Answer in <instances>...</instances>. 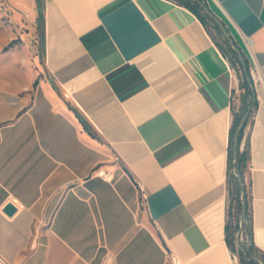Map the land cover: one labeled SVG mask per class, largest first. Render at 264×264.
<instances>
[{
  "label": "crops",
  "instance_id": "crops-1",
  "mask_svg": "<svg viewBox=\"0 0 264 264\" xmlns=\"http://www.w3.org/2000/svg\"><path fill=\"white\" fill-rule=\"evenodd\" d=\"M6 2L41 25L42 61L8 51L0 30V264H238L226 243L236 77L207 27L173 0H41L42 21L37 0ZM204 3L253 70L241 151L249 138L264 256V0Z\"/></svg>",
  "mask_w": 264,
  "mask_h": 264
},
{
  "label": "rangeland",
  "instance_id": "rangeland-1",
  "mask_svg": "<svg viewBox=\"0 0 264 264\" xmlns=\"http://www.w3.org/2000/svg\"><path fill=\"white\" fill-rule=\"evenodd\" d=\"M26 1L28 2L29 0ZM197 10L205 20L207 30L209 31L211 37L218 45L223 55L227 58V60L231 65V68L235 73L236 84H235V93H234L235 101L233 107V114H234V118H236V116L239 118L241 117L242 118L241 121H242L243 118H245V116L248 113H250L251 115L258 108V101L257 98H255L256 95L255 83L252 77L253 70L252 68H250L249 75L251 77V82L253 84L254 90L247 82L244 74V68L241 69L240 66L238 65L236 57L231 51L232 48L229 45L226 38L224 37L221 28L212 19H210L203 12L201 8L199 9L197 8ZM15 16H16L15 9L10 8L7 5L6 0H0V30L2 34H4L5 37L8 39L6 49L8 51L18 49L19 56H21V58L24 59L28 57V65L34 68L36 57H39L40 60L42 61L41 25L39 24V22L37 24L33 23L32 25L31 19L27 14L22 15L23 16L22 21H17V22L14 19ZM5 32L7 33V35ZM244 78L248 84L249 91L243 87ZM246 182H247V178H246ZM247 187H248V183H247ZM237 238L238 241L235 244L236 248L233 254L237 259V263L241 264L240 256L242 254V250L240 246L244 247L247 245L246 231L243 229V227L241 228L240 232L237 234Z\"/></svg>",
  "mask_w": 264,
  "mask_h": 264
},
{
  "label": "trees",
  "instance_id": "trees-1",
  "mask_svg": "<svg viewBox=\"0 0 264 264\" xmlns=\"http://www.w3.org/2000/svg\"><path fill=\"white\" fill-rule=\"evenodd\" d=\"M178 5L187 8L191 12H193L199 20L202 22V24L206 27V22L201 16V14L198 12L197 8L200 7L192 2L191 0H173ZM204 2V0H201ZM38 7H39V21H42L44 19L43 11H42V4L41 0H37ZM217 45V44H216ZM218 46V45H217ZM219 48V47H218ZM232 53L236 57V60L238 62V65L240 68H243V64L240 61L238 55L236 52H234L231 49ZM242 52V51H241ZM242 55L245 60V65L247 68V71L250 74V65L249 60L245 56V54L242 52ZM244 88H246L249 91L248 84L244 78ZM77 117L79 118L80 122L82 123L85 131L89 133V135L93 138H97L96 134L93 132L91 126L89 123L79 114L77 113ZM241 117L234 118L233 125L230 132V142H229V196H230V210H229V218L226 225V243L231 250V252L234 253L235 251V244L238 241L237 234L240 232L241 228L246 231V239H247V245L246 246H240L242 250V254L240 256L241 264H259L251 259L250 255L248 254V249L251 247L252 253L258 257H260L264 261V256L259 253L258 249L254 246L252 238H253V213L251 209L250 204V196H249V187H247V174L249 169V163H250V139H247L246 147L244 151H241V145L244 139L245 135V129L247 127V123L242 131V133L239 136V150L237 153L236 158H234V143H235V135L236 130L241 122ZM234 160L237 162L238 170L241 174L242 180H243V187L245 191V197H243L242 194V188L239 183V180L234 172ZM246 202V210H245V219L242 217V205L243 202Z\"/></svg>",
  "mask_w": 264,
  "mask_h": 264
},
{
  "label": "water",
  "instance_id": "water-1",
  "mask_svg": "<svg viewBox=\"0 0 264 264\" xmlns=\"http://www.w3.org/2000/svg\"><path fill=\"white\" fill-rule=\"evenodd\" d=\"M191 1L194 2L195 4H197L203 10V12L221 28L224 37L228 41L231 48L237 53L240 61L242 62L246 80L249 83V85L251 86V88L254 90L253 84L251 82V77L247 71V68L245 65V60H244V57L242 55V52H241L240 48L235 44L233 39L231 38V35L229 34L225 25L213 14V12L208 8V6L204 2H202L201 0H191ZM255 98H256V95H255ZM249 116H250V113H248L245 116V118H243V120L240 122V124L236 130L235 143H234V158H236L238 150H239V136L242 133L246 123L248 122ZM233 164H234V172H235V174L239 180V183L241 185V188H242L243 197H245L243 180H242L241 174L238 170L236 160H234ZM245 210H246V202L244 201L243 205H242V217H243V219H245ZM16 212H17V209L12 204H9L5 209V213L9 216H13ZM248 254L250 255L251 259L254 260L255 262H257L259 264H264V261L260 257L254 255L252 253L251 247L248 249Z\"/></svg>",
  "mask_w": 264,
  "mask_h": 264
},
{
  "label": "built area",
  "instance_id": "built-area-1",
  "mask_svg": "<svg viewBox=\"0 0 264 264\" xmlns=\"http://www.w3.org/2000/svg\"><path fill=\"white\" fill-rule=\"evenodd\" d=\"M100 177L104 178V179H107V180H110L112 175L110 173H107V172H104V171H101L99 172L98 174ZM234 259L235 261H237L236 257L234 256ZM172 262L173 264H178V261L175 257H172Z\"/></svg>",
  "mask_w": 264,
  "mask_h": 264
}]
</instances>
